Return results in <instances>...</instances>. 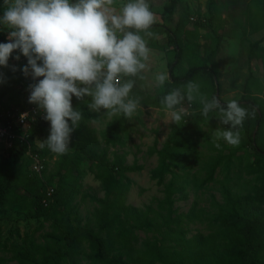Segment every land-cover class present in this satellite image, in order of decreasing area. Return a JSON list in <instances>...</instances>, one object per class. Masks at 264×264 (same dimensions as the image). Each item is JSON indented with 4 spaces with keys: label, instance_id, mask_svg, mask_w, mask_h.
I'll use <instances>...</instances> for the list:
<instances>
[{
    "label": "trees",
    "instance_id": "1",
    "mask_svg": "<svg viewBox=\"0 0 264 264\" xmlns=\"http://www.w3.org/2000/svg\"><path fill=\"white\" fill-rule=\"evenodd\" d=\"M250 5L255 7V11H248V23L251 32L256 34L264 29V0H251ZM174 7L173 3L167 10L173 12ZM210 13V21L198 18L193 22L197 32L212 24V6ZM152 30L167 35L169 44L178 50L176 62H180L182 47L178 42L177 30L173 31L159 23H155ZM7 39L8 33L0 32V42H7ZM245 40L250 44L247 54L249 66L256 58H261L264 64V49L259 47V43H251L248 36H245ZM17 54L19 53H13L9 63L17 61ZM20 57L17 62L22 70L27 64V58L22 54ZM216 67V63L212 62L211 65L194 66L182 77L173 76V83H169L163 93L149 99L147 107L161 110L160 101L172 90L174 83L186 85L202 74L207 75L216 96V82L218 83L219 78ZM1 69L2 67L0 73ZM173 70L174 68L171 69V76ZM24 77L22 71L16 83L20 87L18 91H15L14 85L6 88L0 86V103L6 107L21 104ZM218 86L221 94L222 86L219 83ZM244 93L246 97L239 101L249 115L240 128V142L237 145L221 142L222 149H219V153L208 164L207 177L202 181L201 188L215 181L216 173L221 167L230 174L235 161L243 158L239 153L249 148L253 150L250 155L252 161L249 160L244 169L250 176H254L255 185L246 192H234L227 182L222 186V201L214 200L212 211L205 217L198 211L197 203L187 213H180L175 208L176 196L179 194L182 200H186L187 194L176 186L175 180L165 183L169 174L178 178L175 168L187 169L182 161L184 154L197 151V141L206 135L203 126L216 116L215 113H210L207 118L203 117L200 104H190V113L178 125H173L172 136L161 150L157 148V143L151 149L150 154L159 158L158 166L151 172V179L165 186V196L163 199H155L144 210L125 202L132 184L126 174L139 173L143 168L137 164L125 165L124 159H117L109 170L108 165L101 162L103 158H93L95 166L99 164L98 167L105 166L107 169L99 170L96 174L106 191V198L99 199L100 208L93 214L99 231L88 225L77 227L76 219L69 212L74 194L75 173L79 169L70 151L57 155L45 146L38 152L44 170L41 174L31 170L33 159L30 152L35 153L34 140L48 137L50 123L44 119L32 125L26 133L19 131L27 137V141L18 139L11 149L0 153V213L13 211L25 213L31 219L50 220L54 231L46 234L45 239L52 242L53 247L35 244L25 248L13 245L9 250L0 241V249H7L11 253L8 259L0 257V264L5 261L18 264H81L83 260L90 264H264V75L258 78L249 70ZM7 96H10L9 100L4 101ZM75 102L74 97L73 105ZM127 120L123 116L111 118L102 134L107 145L114 146L121 141ZM188 135H191L194 144L191 140L185 141ZM87 138L88 134L82 133L77 127L71 137L70 149L90 154L91 149L85 144ZM223 149L228 153H224ZM47 155H57L60 159L57 172L49 177ZM241 166L242 163L236 167ZM114 171L118 172V177H115ZM49 191H53L51 197L48 196ZM243 206L253 207L254 216L245 215L242 212ZM199 221L207 222L209 233L187 237L189 226ZM140 233H144L145 237H141Z\"/></svg>",
    "mask_w": 264,
    "mask_h": 264
},
{
    "label": "rangeland",
    "instance_id": "2",
    "mask_svg": "<svg viewBox=\"0 0 264 264\" xmlns=\"http://www.w3.org/2000/svg\"><path fill=\"white\" fill-rule=\"evenodd\" d=\"M251 0H149L152 10L156 13L157 22L166 25L169 29L177 30L178 42L182 47V59L178 62L170 77L171 65L176 63L178 50L175 46L169 44L166 34L160 31L152 30L155 33L153 38L148 39V46L152 49L150 68L143 74V79L137 80L134 94L142 97V108L137 115L131 120H127L125 129L121 136V141L117 145H107L102 137L107 124L111 119L103 116L101 113L89 110L83 101L76 99L74 107L79 106L83 111V119L79 124L82 133L88 134L86 145L91 149L89 153H79L70 149L71 155L78 163V171L75 173L74 194L69 204V212L76 219V226L88 225L99 231V226L93 217L97 208H100L99 199L106 198V191L101 181L96 177L99 170H107L106 167H98L99 164H93V158H103L101 162L108 165L109 170L117 159H124L125 165L132 166L137 164L143 169L139 173H127L126 176L131 181V186L126 194L125 202L127 205L137 209L144 210L147 205L153 203L155 199H163L164 185H159L157 181L151 179V172L158 166L159 158L157 155H151V149L157 143V148L161 150L166 142L172 136L173 125L170 118H165L162 110L147 107L148 100L155 98L166 90L169 83H173V76L182 77L192 67L211 65L216 63L219 73L218 83L222 86L220 94L221 102L230 99L241 100L245 96L244 86L249 76V70L254 75L262 78L264 75V64L261 58H256L249 63L247 54L250 50V44L245 40L248 36L251 43H259V47L264 49V29L259 33L253 34L248 23V11H255V7L250 5ZM175 4L173 12L167 10L172 4ZM119 6V5H117ZM210 6L214 11V17L211 20L212 26L195 30V24L191 20L205 18L210 21ZM5 5L0 0V14L3 13ZM195 21V20H194ZM208 25V22H207ZM262 52V51H261ZM260 52V54H261ZM13 68L17 69L13 71ZM166 70L170 82L163 87H158L153 83V73L156 71ZM1 73L4 76L2 87L14 85L15 91L20 87L16 85L22 74L21 67L17 61H11L8 67H2ZM206 74H202L194 81L200 84L201 91L209 99L214 96L211 82L207 79ZM35 83L31 77H24V93L20 95V102L27 103L29 97L30 85ZM185 85L174 83L173 88H183ZM7 96L4 101H8ZM90 100V98H85ZM199 104L198 102H195ZM264 106V103H262ZM187 113H190L191 105L183 103ZM227 127L214 116L206 126H203L205 136L197 141V151H188L184 154L183 164L187 167L182 170L180 167L175 168L179 175L174 178L169 174L165 183L175 180L176 186L182 188L187 194V199L182 200L180 195L176 196L175 208L180 213H187L194 203L198 204V211L205 217L212 211L214 200L222 201V186L228 184L234 192H246L255 185L254 176H250L244 169L247 162L252 161L250 156L253 150L239 153L242 159L236 160L235 165L242 163L241 168L233 165L228 172L221 167L218 169L215 181L205 188H201L202 181L207 177V166L218 153L221 147L217 148L216 143L224 141L217 140L213 131L218 128ZM49 136V134H48ZM262 136L264 137V126L262 127ZM48 137L34 140L35 153L41 152L40 141ZM191 135L185 138L190 141ZM193 141V140H191ZM190 141V142H191ZM226 142V141H225ZM195 141L192 142L194 144ZM227 143V142H226ZM191 144V145H192ZM228 144V143H227ZM224 153H228L225 149ZM47 176L57 172L60 159L57 155H47ZM99 168V169H98ZM241 170V171H240ZM115 177L119 174L114 171ZM156 207V204L154 203ZM254 208L243 206L242 212L249 216H254ZM54 231L52 222L41 219H31L25 213H16L13 211H4L0 213V241L11 249L13 245H20L29 248L32 245H47L53 247V243L45 239V235ZM197 233L208 234L209 228L205 221H199L189 226L191 237ZM145 237L144 233L139 234ZM151 235V234H150ZM172 246L173 243H170ZM0 249V257L10 258L11 253L8 250ZM3 264H18L17 262L5 261ZM81 264H90L83 260Z\"/></svg>",
    "mask_w": 264,
    "mask_h": 264
},
{
    "label": "clouds",
    "instance_id": "3",
    "mask_svg": "<svg viewBox=\"0 0 264 264\" xmlns=\"http://www.w3.org/2000/svg\"><path fill=\"white\" fill-rule=\"evenodd\" d=\"M0 32V67H8L13 53L27 58L22 71L35 83L30 85L28 102L37 105L50 123V134L41 147L63 155L70 151L71 137L83 119L73 98L89 110L111 119L123 116L131 121L142 108V97L134 94L137 80L150 68L152 49L148 38L155 33L156 13L149 0H3ZM119 5V6H117ZM17 69L13 68V71ZM170 82L166 70L153 73V83ZM4 83L0 73V84ZM90 98L86 100L85 98ZM198 102L205 118L215 113L227 127L213 131L217 140L240 142V128L248 117L238 99L224 103L201 91L190 80L174 88L160 101L165 118L179 124L187 111L184 101ZM29 113H21V120ZM217 148L221 147L216 143Z\"/></svg>",
    "mask_w": 264,
    "mask_h": 264
},
{
    "label": "built area",
    "instance_id": "4",
    "mask_svg": "<svg viewBox=\"0 0 264 264\" xmlns=\"http://www.w3.org/2000/svg\"><path fill=\"white\" fill-rule=\"evenodd\" d=\"M193 22L196 21L193 17ZM195 20V21H194ZM21 113H29V117L21 120ZM43 113L38 109L37 105L29 102L20 105L4 106L0 103V153L11 149L14 142L18 139L27 141V137L20 134L23 130L26 133L34 124L44 120ZM33 164L31 170L39 174L44 170L43 161L38 153H31ZM53 191H49L48 196L51 197ZM47 204V203H46Z\"/></svg>",
    "mask_w": 264,
    "mask_h": 264
},
{
    "label": "water",
    "instance_id": "5",
    "mask_svg": "<svg viewBox=\"0 0 264 264\" xmlns=\"http://www.w3.org/2000/svg\"><path fill=\"white\" fill-rule=\"evenodd\" d=\"M176 64H177V62L174 63V64L172 65L171 68H174ZM171 74H172V73H171V71H170V72H169L170 77H171ZM216 85H217L216 97L220 98V90H219V86H218V83H217V82H216ZM255 133H256V131H255Z\"/></svg>",
    "mask_w": 264,
    "mask_h": 264
}]
</instances>
